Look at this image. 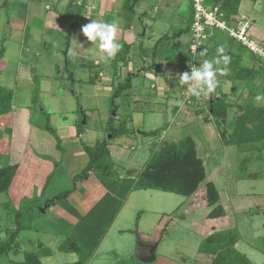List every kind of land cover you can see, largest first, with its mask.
I'll use <instances>...</instances> for the list:
<instances>
[{"label":"rangeland","instance_id":"1","mask_svg":"<svg viewBox=\"0 0 264 264\" xmlns=\"http://www.w3.org/2000/svg\"><path fill=\"white\" fill-rule=\"evenodd\" d=\"M2 2L3 0L0 1V6ZM6 2L10 3L8 0ZM58 2V0H46L44 6L48 5L53 8L54 4ZM63 2L72 9V4H76L77 0H64ZM4 3L5 0L3 10L0 8V50H3V55L8 58L9 62L7 61L6 70L0 72V87L12 93V99L9 100L10 106L29 107L32 125L46 132L48 130L45 128L49 127L58 137L65 133L63 130H66L68 125L71 126V122L76 121L75 126L80 123L83 130L82 137L78 139L79 143L92 147L97 142L106 140L112 152L111 159L119 170L125 167L123 165L125 162H134L133 173L121 174L123 179L136 177L144 168L152 152L157 151L162 144L178 142L185 137L194 140L197 156L202 160L205 180L192 197H182L153 190L136 191L130 197L117 224L103 241L91 264H125L124 261L133 257L139 243L157 244L156 260L152 264H194L196 260L201 259L197 254L199 244L211 233L212 229L214 231L236 230L240 234L236 245L237 250L244 254L252 264H262L264 262V141L240 146L227 145L220 134L222 131H225L227 135L231 134L233 122L240 115L238 105H244L249 101H253L255 105H264V99H256L257 96L264 97L263 73L259 72L252 84H246L243 81L229 80L232 68L228 66L226 75L217 76L218 90L216 88L213 93L202 94L199 97L190 93L191 99L189 98V100L184 94L187 86L183 88L179 84V76L173 77L176 72V75H180L188 70L181 63L174 62L173 58L176 57V54L184 56L187 53L186 55H188L191 33H184L186 21L185 24L182 23L179 28L183 27L182 39H180L183 43L180 48H175L170 24L173 23L175 29L178 20L169 17L167 21L159 22V25H157L158 23L151 24L154 35L161 31L170 36L166 41L163 40L161 49H159L158 60L163 63L164 70L163 72L159 71L160 77H162L161 85L166 86L162 90H166V95L161 98L155 96L158 91L153 89L158 84L157 80L153 78L150 82L144 78L142 72L137 73L138 77L131 76V89L115 96L117 85L123 80L120 78L121 66L119 63L113 69L114 76L116 74L113 80L103 85L101 91L96 92L93 87L89 86L90 84L82 83L89 78L88 70L93 62L90 59L93 58L89 57L88 61H84V59L69 54L67 67H65L66 63L63 59L60 63L61 67L52 70L55 58L59 59V57L55 56L56 52L51 53V46L48 51H42L44 45L40 46L39 42L35 45L37 46L36 51L34 45L30 47L34 51L30 57L33 58V63L28 61L31 68L24 69V75L31 76L32 80L26 82V80H22L25 78L24 75L17 73L16 58L20 55L18 44L15 41H6L10 34L6 26V17L10 14L6 11L8 10L7 4ZM181 4L189 7L190 18L191 2L183 0ZM240 8V12L248 19L250 25L249 38L264 51V0H243ZM132 18L135 20L134 16ZM79 23L82 34L81 29L85 23L83 21L81 24V19H79ZM133 24H136V21ZM150 33L148 28L147 35L150 36ZM212 35V43L208 42V39L204 41L208 47L212 44L223 45L225 52L230 49L234 55L241 54L243 65L257 66L258 59L255 57L253 60L250 59L248 51L240 52L239 44L231 41L227 32L213 30ZM63 41L64 38L51 35L50 44L58 45L59 51L64 50L63 45L66 42ZM91 43L89 51H100L98 44ZM133 47L135 50L129 53L132 58L135 57L139 68H142L144 64L152 65L151 46H143L145 51L141 54L138 52V44L131 48ZM40 52L48 57L38 58L35 53ZM26 55H30V53ZM59 55L60 53H58ZM212 57L213 55L209 59ZM259 61L264 63L262 59ZM200 62L202 60L190 63L199 66ZM55 64L59 65L58 62ZM34 69H37L38 72L32 75ZM49 70L51 71L48 74L50 82L42 84L40 76L43 71ZM69 70H72L75 75L73 84L69 82L67 73ZM92 74L94 75V71ZM153 75L160 79L158 74ZM222 95L225 96L227 102L231 103L232 107L228 110L229 115L225 119L224 125L220 126L212 116H208L207 100L212 96L221 97ZM83 109L87 115L85 125L82 124L80 116ZM205 117L207 122L204 121ZM121 121H128L126 127L130 129L131 134L111 138L110 128L118 129ZM2 134L8 133L1 132ZM53 138L57 145V139ZM62 141L65 148L71 143L69 137H65V140ZM58 143L57 149L61 152L63 145L60 139ZM130 147L136 150L131 151ZM64 179V181L60 179L56 183L64 184L63 190L71 188L72 178ZM206 182H212L219 194L218 204L226 213L223 219L211 221L206 218L211 211V208L206 206L201 197V189ZM10 195L8 190L0 193V240L7 237L4 232L5 228H15L13 220L15 210L11 208L14 209L15 205L12 204ZM5 204L9 206V209H5ZM43 208H46V205ZM44 212L45 210H40L41 217L36 216L38 219L35 222L38 223L41 232L44 223L48 222L52 227L50 231L53 232L57 229V224L52 221L49 212L46 211L45 214ZM159 221L160 227L158 226ZM167 222V232L159 239L160 228ZM118 228H126L129 231L121 235L116 232ZM41 232L36 233L37 238ZM37 238L36 240H38ZM53 238L57 244L60 237ZM132 249L135 250L132 251ZM8 259L19 262L23 260V255L22 253L18 256L9 255ZM1 261L5 262L6 258H2ZM72 261L74 258L71 255L56 252L49 263L66 264Z\"/></svg>","mask_w":264,"mask_h":264},{"label":"crops","instance_id":"2","mask_svg":"<svg viewBox=\"0 0 264 264\" xmlns=\"http://www.w3.org/2000/svg\"><path fill=\"white\" fill-rule=\"evenodd\" d=\"M8 1H10V3H7L5 0L8 8L6 11L10 14V16L6 17V26L10 31V34L8 35V38H6V41H15L18 44L20 55L16 58L17 73L24 75V69L29 70L31 68V64H29L28 61L30 60V62L33 63V58L30 57L34 51L30 47L31 45H34V49L36 51L37 46L35 45L39 42L40 46L44 45L42 51H48L49 46H51V53L54 51L56 52L55 56L59 57V59L55 58L52 70H57L58 67H61L60 63L63 59L66 63L65 67H67L69 54H72V56L76 58L79 57L82 60L84 59V61H88L89 57L93 58L90 59L93 62H91L88 70L89 78L86 82L82 81V83L90 84L89 86L91 88L93 87L96 92L101 91L103 85L108 84L111 80H113L111 77L112 69L110 61H112L114 57L110 58L106 62H103L105 61L103 58L105 54L101 50L95 52L89 51L92 43L87 41V38L81 34L79 23V19H81V24L84 21L85 25L90 23L91 20L96 19L103 22L117 23L119 26L117 40L124 42L130 47L140 43H142L145 47H156L155 57L152 59V65L149 66L144 64L142 68L138 67L135 57L132 58L129 53L128 62L126 64H120V78L124 79L129 75L130 77L132 75L133 77H138L137 73L142 72L144 78L148 79L150 82L153 78L157 80L158 84L153 88L158 91L155 96L161 98L166 95V90L162 91L164 87L166 88V86L161 85L162 77H160L159 72L164 71L163 63L159 62L160 60H158V56L163 40L166 41L170 38V36L161 31H158V34L154 35V32H152L153 26H151V24L158 23L157 25H159V22H165L169 19V17L178 20L177 27L174 29L172 23L170 24V28L173 30L172 36L174 38V47L180 48L183 43L182 40H180L182 39L181 35L183 33V27L179 28V26L182 23L185 24L186 21L184 33L189 32L188 27L190 19V9L189 7L181 4V2L183 3V0H139L133 13L123 11V0H77L76 4H72V9L69 5L63 2L64 0H58L59 2L55 3L53 8L48 7V5L44 6V2H46V0ZM242 1L243 0H240L236 14H228L227 22H229L231 17L243 15L242 12H240ZM3 2L0 6L2 10L4 8ZM88 8L90 13L88 14L89 19L86 20L85 16L87 15ZM132 16H134L135 20H133ZM134 21H136V24H133ZM148 28L149 31H151L149 34L150 36L147 35ZM53 34L57 38H64L63 42H66L63 45L64 50L61 49V52L57 49L58 45L50 44L51 35ZM175 37L177 38L175 39ZM79 45H82L83 48ZM130 49L131 50L129 52L135 50L134 47ZM28 53H30V55H26ZM58 53H60L59 56ZM35 54L38 58L48 57V55L42 54V52ZM186 54L184 56L176 54L173 61L179 62L185 67V63L183 64L182 59L186 58ZM7 61L8 58L3 55L0 60V72L6 70L9 62ZM56 62H58L59 65L55 64ZM36 63L38 64L37 61ZM93 71L94 75L92 74ZM37 72L38 70L34 69L32 75H35ZM50 72V70L43 71L40 76L42 80L41 83L43 82L42 84L50 82L48 75ZM67 73L72 74V79L69 78V82L73 84L75 81L73 71L69 70ZM176 73L173 75L174 78L175 76H179L176 75ZM153 74H158L160 79L157 76L154 77L155 75ZM93 76L94 78H92ZM24 77L25 78H22V80H26V82H30L32 80V77H29L27 74H25ZM89 80L93 81L88 82ZM183 88H185V86H183ZM73 94L76 96L75 93ZM179 110L182 111L181 109ZM80 116L82 121L84 119L83 125H85V118L87 115L84 109L81 110ZM75 123L76 121L71 122V126L68 125V127L65 128L66 130H63L65 133L58 135L61 140V144L63 145L61 152H59L53 136L31 124V113L28 106H19L17 108L11 106V109L7 114L0 116V131L2 133H8L6 135H1L0 132V154L2 157L6 158V162L8 164H17L15 175L8 188V194H11L10 199L13 202L12 204L15 205L14 208L19 209L21 207H25L31 200L34 199H38L41 204L49 202L48 204H45L46 208H43L42 210H45L44 214L46 211L49 212L51 214L52 221L57 224V229L51 232L50 229L52 227L48 224V222H46L44 224L46 227H44V231L39 234L38 238L36 237L37 232L33 231H24L18 235V241L23 251H36L39 249L38 245H43V248L50 251V254L43 253L40 258L41 264H50V259L56 252H59L57 250L56 240L53 237L69 236L77 223V218L87 216L96 204L111 192L101 185L94 176H89L87 180L78 182L75 186L72 185L71 188L64 190L62 189L64 184L56 183V181H59L60 179H63L64 181V178H72L73 183L74 177L86 167L89 161L87 155L82 149L81 143L78 142V139L82 137V134H77ZM65 137H69L71 139V143L68 144L66 148L64 147V142L62 141L65 140ZM126 140L128 142V139ZM132 148L130 149L131 151L136 150ZM133 163V161H130L129 163L125 162V164H123L125 167L121 168V171L116 168L119 180L123 179L121 174L130 172L133 173ZM51 174L52 178L43 193L42 190L44 189L48 177ZM65 191H70L68 196L64 199L66 205L60 202L55 204V200L58 199V195L64 193ZM135 193L136 191L132 192L127 197L116 218L107 230L106 235L87 264H91L92 260H94L98 249L109 232L113 230L117 224V220L127 206L130 197ZM160 225L161 223H158L159 227ZM128 231L129 230L126 228H118L116 232L122 235ZM36 238L38 240H36ZM31 239L35 240L30 241ZM145 245L152 244L146 243ZM134 250L135 249H132V251ZM64 254L71 255L72 258H74V261L71 263L76 262V254ZM112 254H114V252H112Z\"/></svg>","mask_w":264,"mask_h":264},{"label":"trees","instance_id":"3","mask_svg":"<svg viewBox=\"0 0 264 264\" xmlns=\"http://www.w3.org/2000/svg\"><path fill=\"white\" fill-rule=\"evenodd\" d=\"M139 0H123V11L133 13L135 6ZM212 5L220 6L223 14L228 17V14H236L240 3V0H209ZM192 7V6H191ZM192 9V8H191ZM193 9L189 19V27L192 24ZM213 35L211 33L208 38V42L212 43ZM233 41L232 39H230ZM234 42V41H233ZM122 45L121 49L117 52L111 61V69L114 78L113 69L117 63L126 64L129 60L130 46L122 41H119ZM219 46L212 44L208 47L206 44L200 45L196 54L203 50L208 49V54L199 60H194V56L188 55L182 59L185 63L191 61H200L203 59H209L211 55H215L216 49ZM240 52H246L247 50L238 45ZM138 52L141 54L145 51L143 44H138ZM156 47L151 48V56L155 57ZM3 50H0V60L3 57ZM225 54L231 57V63L228 65L232 68V75L229 80L243 81L246 84H252L256 80V76L259 72L263 73L264 82V63L258 60L257 66H247L242 64V55L233 54L231 50L225 52ZM144 55V54H143ZM254 56L250 55V59L253 60ZM68 78L72 79V74H68ZM94 78V76L92 77ZM91 78V79H92ZM93 80H89L91 82ZM187 85H185L186 88ZM217 90L219 87H216ZM131 89V77L126 76L119 82L115 91V96L119 93ZM12 99V93L4 90L0 87V116L7 114L10 109V101ZM207 114L212 116L216 123L220 126L224 125L225 119L228 117V110L232 107L230 102H227L225 96L210 97L207 100ZM240 115L234 120L231 134L227 135L225 131H222L220 136L224 143L227 145H244L252 144L259 141H264V105H255L253 101H249L244 105H238ZM113 120V119H112ZM111 120V121H112ZM204 121L207 122L206 117ZM128 121H121L118 129L114 130L110 128L111 138L118 135L131 134L130 129L126 127ZM48 132L57 139V147H59V139L49 127L45 128ZM83 127L80 123L76 125L77 134H81ZM84 153L88 157V163L86 167L74 177L73 185L78 182H83L94 176L101 185L110 190V194L106 195L91 212L83 217H78L71 234L67 237L58 236L57 250L62 253L76 254L77 260L71 264H87L93 253L99 246L107 233L113 220L116 218L121 207L123 206L127 197L134 191H146L153 190L169 194H175L182 197H192L198 191L201 183L205 180V170L202 160L198 158L196 152V144L190 137H185L182 140L174 143L162 144L157 151L149 157L145 163L144 168L134 178L127 177V179L119 180L116 166L114 165L109 148V143L105 140L97 142L94 146H87L81 143ZM17 164H8L4 161V158L0 154V193H4L8 190L12 179L15 175ZM52 174L48 177V180L44 186L42 192L49 185ZM202 191V200L206 203L207 207L211 208V211L207 214V220L216 221L223 219L226 216L222 206L218 204L219 194L212 182L204 183ZM70 191H65L58 195L56 203L65 204L64 199L68 196ZM46 203H40L38 199L31 200L25 207L19 209H13L14 211V225L15 228H5L4 232L7 237L4 240H0V264H41L40 258L44 254H50V251L43 248V245H38L36 251H23L18 241V235L24 231L41 232L38 227V223L35 222L41 217L40 210ZM66 205V204H65ZM5 209H9L7 204L4 205ZM35 213V214H34ZM36 216H39L36 218ZM36 218V219H35ZM162 219V218H161ZM162 221V220H160ZM159 221V223H160ZM45 224V223H44ZM43 226L42 231H44ZM168 222L164 223L160 228L159 239H161L167 232ZM209 233L201 243L199 244L197 254L201 258L196 260L194 264H252L251 261L242 253H240L236 245L240 239V234L236 230L214 231L210 230ZM138 235V233H137ZM20 253L23 255V260L16 262L8 259L9 255L18 256ZM264 254V252H263ZM6 258L5 262L1 259ZM122 262V261H121ZM125 264H142L134 257L128 261H124ZM264 264V262L262 263Z\"/></svg>","mask_w":264,"mask_h":264},{"label":"clouds","instance_id":"4","mask_svg":"<svg viewBox=\"0 0 264 264\" xmlns=\"http://www.w3.org/2000/svg\"><path fill=\"white\" fill-rule=\"evenodd\" d=\"M118 24L115 22H103L96 19L83 26L81 31L89 42L98 44L99 49L105 54L104 60L107 61L114 57L121 49L122 45L117 40ZM81 48H83L82 45ZM194 60H199L207 56L208 49L203 48L196 54V45H193ZM216 55L211 59H203L199 66L189 63L190 71H184L179 75V84L187 85V91L193 96L199 97L202 94L208 95L215 91L218 86L217 76L226 75L228 65L231 63V57L225 54L223 45L216 49ZM257 100L264 97L257 96Z\"/></svg>","mask_w":264,"mask_h":264},{"label":"built area","instance_id":"5","mask_svg":"<svg viewBox=\"0 0 264 264\" xmlns=\"http://www.w3.org/2000/svg\"><path fill=\"white\" fill-rule=\"evenodd\" d=\"M191 2L193 9L192 24L190 27L191 40L189 44V55L194 56L193 45H196V51L206 41L213 30L225 31L230 39L244 47L248 53L256 59L264 62V51L261 47L249 38V22L244 15L228 18L223 14L218 5L208 4L209 0H187ZM89 8L85 19L88 20ZM188 62L186 67H189ZM190 69V68H189ZM190 71V70H189ZM185 97L191 99L190 92L185 91ZM189 99V100H190ZM188 100V101H189ZM188 101H186L188 103Z\"/></svg>","mask_w":264,"mask_h":264},{"label":"water","instance_id":"6","mask_svg":"<svg viewBox=\"0 0 264 264\" xmlns=\"http://www.w3.org/2000/svg\"><path fill=\"white\" fill-rule=\"evenodd\" d=\"M84 124V119L82 121ZM157 244L145 245L139 243L133 257L142 264H152L156 260Z\"/></svg>","mask_w":264,"mask_h":264}]
</instances>
